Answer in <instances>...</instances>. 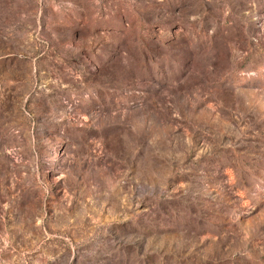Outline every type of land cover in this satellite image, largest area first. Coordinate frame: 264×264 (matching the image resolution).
<instances>
[{"label":"rangeland","instance_id":"obj_1","mask_svg":"<svg viewBox=\"0 0 264 264\" xmlns=\"http://www.w3.org/2000/svg\"><path fill=\"white\" fill-rule=\"evenodd\" d=\"M0 264H264V0H0Z\"/></svg>","mask_w":264,"mask_h":264}]
</instances>
